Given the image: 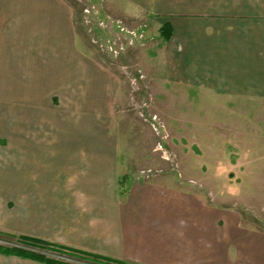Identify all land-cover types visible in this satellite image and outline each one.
I'll use <instances>...</instances> for the list:
<instances>
[{
  "label": "crops",
  "instance_id": "0c3cea01",
  "mask_svg": "<svg viewBox=\"0 0 264 264\" xmlns=\"http://www.w3.org/2000/svg\"><path fill=\"white\" fill-rule=\"evenodd\" d=\"M108 1L158 37L168 23L156 53L168 82L264 98V0ZM118 89L66 0H0V228L135 264H264V232L232 210L156 183L117 197Z\"/></svg>",
  "mask_w": 264,
  "mask_h": 264
},
{
  "label": "rangeland",
  "instance_id": "374dc122",
  "mask_svg": "<svg viewBox=\"0 0 264 264\" xmlns=\"http://www.w3.org/2000/svg\"><path fill=\"white\" fill-rule=\"evenodd\" d=\"M66 1L85 54L119 79L109 130L116 138L117 179L123 177L128 190L120 195L116 184L117 197L124 200L135 182L156 183L232 210L242 227L264 232V98L233 100L173 85L159 67L162 41L152 20L128 16L108 0ZM16 234L0 228V245L69 264H115L58 241L24 244Z\"/></svg>",
  "mask_w": 264,
  "mask_h": 264
},
{
  "label": "trees",
  "instance_id": "16d2710c",
  "mask_svg": "<svg viewBox=\"0 0 264 264\" xmlns=\"http://www.w3.org/2000/svg\"><path fill=\"white\" fill-rule=\"evenodd\" d=\"M159 36L160 38L165 41L169 38L170 36V27L168 25V23H163L160 28H159ZM117 185L119 187V193L120 195H126L127 192V186L125 184V179L123 177H120L117 179ZM23 242L24 244H28L31 246H36V245H47L49 242H46L44 240L41 239H37V238H32V237H28V236H18ZM68 249V248H66ZM68 250L73 251L75 253L81 254L83 256L86 257H90L92 259H96V260H102V261H106L109 263H115V264H124L123 261L120 260H115L113 258H110L108 256H103V255H99V254H95V253H90V252H86V251H82V250H78V249H71L69 248ZM0 254L3 255H14V256H18L21 258H27V259H31L34 261H38L40 263L43 264H69V263H63L57 260H53L50 258H46L43 255L34 253V252H30L27 250H24L22 248H18V247H8V246H3L0 245Z\"/></svg>",
  "mask_w": 264,
  "mask_h": 264
}]
</instances>
